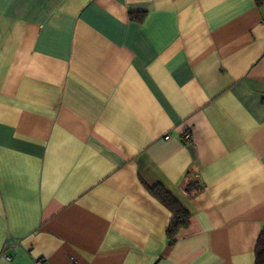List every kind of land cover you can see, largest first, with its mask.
Returning a JSON list of instances; mask_svg holds the SVG:
<instances>
[{
  "label": "crops",
  "instance_id": "0c3cea01",
  "mask_svg": "<svg viewBox=\"0 0 264 264\" xmlns=\"http://www.w3.org/2000/svg\"><path fill=\"white\" fill-rule=\"evenodd\" d=\"M263 225L264 5L0 0V264H254Z\"/></svg>",
  "mask_w": 264,
  "mask_h": 264
},
{
  "label": "trees",
  "instance_id": "16d2710c",
  "mask_svg": "<svg viewBox=\"0 0 264 264\" xmlns=\"http://www.w3.org/2000/svg\"><path fill=\"white\" fill-rule=\"evenodd\" d=\"M258 5H264V0H255ZM150 194L162 203L172 214L171 220L166 229V237L170 243L179 229L187 227L189 224V213L180 205V203L170 195L162 186H146ZM201 188L198 182H188L184 189L188 194H193ZM254 264H264V225L260 231L256 247L254 250Z\"/></svg>",
  "mask_w": 264,
  "mask_h": 264
},
{
  "label": "built area",
  "instance_id": "2783aa9c",
  "mask_svg": "<svg viewBox=\"0 0 264 264\" xmlns=\"http://www.w3.org/2000/svg\"><path fill=\"white\" fill-rule=\"evenodd\" d=\"M181 139L183 142L187 143L189 141H191V133L185 132L184 134H182ZM17 246V243L14 239L11 238H7L1 251H0V257H4L6 259H10V256L8 255V250L9 249H14ZM33 264H48L47 260L43 257H38L35 258L33 261ZM70 264H78L75 260L72 259V261L70 262Z\"/></svg>",
  "mask_w": 264,
  "mask_h": 264
}]
</instances>
